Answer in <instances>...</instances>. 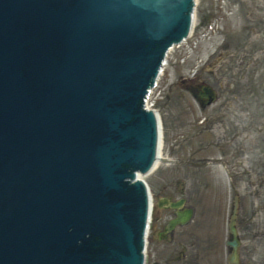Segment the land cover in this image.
Segmentation results:
<instances>
[{
    "label": "water",
    "instance_id": "water-1",
    "mask_svg": "<svg viewBox=\"0 0 264 264\" xmlns=\"http://www.w3.org/2000/svg\"><path fill=\"white\" fill-rule=\"evenodd\" d=\"M195 5L0 0V264L144 263L161 141L145 99Z\"/></svg>",
    "mask_w": 264,
    "mask_h": 264
},
{
    "label": "flooded vegetation",
    "instance_id": "flooded-vegetation-1",
    "mask_svg": "<svg viewBox=\"0 0 264 264\" xmlns=\"http://www.w3.org/2000/svg\"><path fill=\"white\" fill-rule=\"evenodd\" d=\"M228 52L219 47L180 80L186 95L196 102H187L182 94L181 138L171 142L161 157L164 167L152 194L157 211L143 264H233L228 256L234 237L239 264H244L246 256L253 260L257 241L264 240V148L260 163L253 164L251 157L258 145L252 133L264 141V116L246 108L236 113L234 98L223 99L205 75L210 73L219 89L230 91L218 76ZM174 93L173 83L169 84L164 101L170 103ZM211 107H216L214 112ZM235 114L242 120H235ZM244 211L247 214L240 215Z\"/></svg>",
    "mask_w": 264,
    "mask_h": 264
},
{
    "label": "rangeland",
    "instance_id": "rangeland-1",
    "mask_svg": "<svg viewBox=\"0 0 264 264\" xmlns=\"http://www.w3.org/2000/svg\"><path fill=\"white\" fill-rule=\"evenodd\" d=\"M192 34L181 46H174L169 51L158 85L148 100L160 117L162 155L171 142L181 138L179 123L184 119L181 114L184 103L182 94H185L187 102H196L186 95L180 80L190 76L201 63L207 62L219 47L223 51H229V59H224V63L220 65L218 76L219 80L225 79L224 87L230 91L219 89L217 83L210 79V73H205L207 81L214 89L219 90L223 99L234 98L236 113L246 108L251 113L264 116V0H196ZM172 83L176 93L172 94V101L166 103L164 93ZM211 109L214 112L216 107ZM235 120L240 121L242 117L235 114ZM252 134L258 143L256 150L251 152L252 163L256 164L261 161L259 155L263 152L264 141L257 133ZM262 136L264 138V132ZM158 165L144 176L152 196L151 219L157 211L152 195L153 183L164 167L161 163ZM245 214L246 211L240 213ZM252 257L253 260L249 256L244 257V264H264V240L257 241Z\"/></svg>",
    "mask_w": 264,
    "mask_h": 264
},
{
    "label": "bare ground",
    "instance_id": "bare-ground-1",
    "mask_svg": "<svg viewBox=\"0 0 264 264\" xmlns=\"http://www.w3.org/2000/svg\"><path fill=\"white\" fill-rule=\"evenodd\" d=\"M175 48H176V46H175ZM159 119H160V117H159ZM159 155H161V154H159ZM157 166V165H156ZM159 166V165H158ZM157 168V167H156ZM151 201H152V196H151ZM151 210H152V206H151Z\"/></svg>",
    "mask_w": 264,
    "mask_h": 264
}]
</instances>
